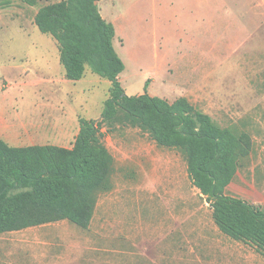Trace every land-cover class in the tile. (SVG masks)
<instances>
[{"label":"rangeland","instance_id":"1","mask_svg":"<svg viewBox=\"0 0 264 264\" xmlns=\"http://www.w3.org/2000/svg\"><path fill=\"white\" fill-rule=\"evenodd\" d=\"M57 1L0 0V131L17 145L70 147L74 139L68 135L80 118L101 120L111 95V81L89 67L83 81L62 83L66 74L57 40L34 25L39 8ZM193 3L102 0L116 26L125 88H144L150 78L156 81L151 89L161 94L177 84L181 50L195 60ZM218 18L220 40L230 13L219 9ZM224 42L218 43V60L226 55ZM122 114L102 125L112 163L90 199L89 227L60 220L40 228L48 243L40 247L36 264H264L254 245L198 227L195 218L207 220L212 208L188 175L186 152L158 146L137 119ZM9 117L16 126L3 132ZM0 264H8L1 248Z\"/></svg>","mask_w":264,"mask_h":264},{"label":"trees","instance_id":"2","mask_svg":"<svg viewBox=\"0 0 264 264\" xmlns=\"http://www.w3.org/2000/svg\"><path fill=\"white\" fill-rule=\"evenodd\" d=\"M35 24L57 40L66 78L80 80L89 67L111 81V95L101 120L80 118L71 148L12 146L0 135V234L65 219L87 229L93 215L90 199L107 180L112 163L102 125L123 111V118L137 119L158 144L186 152L189 177L211 204L219 229L264 253V210L225 192L240 157L251 150L250 136L219 127L185 97L171 102L148 92L126 94L115 25L103 17L99 0L45 4Z\"/></svg>","mask_w":264,"mask_h":264},{"label":"crops","instance_id":"3","mask_svg":"<svg viewBox=\"0 0 264 264\" xmlns=\"http://www.w3.org/2000/svg\"><path fill=\"white\" fill-rule=\"evenodd\" d=\"M99 6L103 17L114 24L104 13L101 7L102 0H99ZM193 8L195 60H192L186 51L181 50L177 84L160 94L159 91L151 89L155 88L156 81L153 79V83H150L149 78L144 88L129 91L124 87L125 93L132 96L149 90L150 95L171 102L179 97H185L198 110L210 115L219 127L229 128L236 135L248 134L251 138V150L247 155L240 157L237 172L225 192L264 210V0H232L231 3L229 0H222L221 4L218 0H194ZM219 9L230 13L225 38L222 37L220 40ZM26 36L29 37V34ZM224 39L226 55L220 56L222 58L218 60V43ZM203 42L206 44H202ZM203 55L205 62L200 60ZM83 79L84 77L76 82L65 78L62 83L68 86L71 82L78 83ZM60 87L62 88L61 85ZM15 126V118H5L3 132H9ZM79 132L80 122L68 136H72L75 141ZM0 135L13 146H24L17 145L8 135L6 139L1 131ZM74 141L67 148H71ZM154 142L167 149H177L160 145L155 140ZM195 220L202 229L212 230L213 233L220 231L228 236L216 224L212 209L207 220L200 215ZM55 222L1 233L0 248L4 259H8V264H36L40 257V247L48 243L46 239L40 238L39 229ZM230 239L242 242L231 237ZM260 254L264 255L263 252Z\"/></svg>","mask_w":264,"mask_h":264},{"label":"water","instance_id":"4","mask_svg":"<svg viewBox=\"0 0 264 264\" xmlns=\"http://www.w3.org/2000/svg\"><path fill=\"white\" fill-rule=\"evenodd\" d=\"M98 121V120H97Z\"/></svg>","mask_w":264,"mask_h":264}]
</instances>
